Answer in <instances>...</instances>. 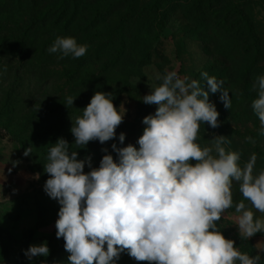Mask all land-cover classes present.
Masks as SVG:
<instances>
[{
  "label": "rangeland",
  "instance_id": "1",
  "mask_svg": "<svg viewBox=\"0 0 264 264\" xmlns=\"http://www.w3.org/2000/svg\"><path fill=\"white\" fill-rule=\"evenodd\" d=\"M137 1L139 12L151 0ZM126 2L70 0L64 3L67 17L74 16L76 20V26L71 25L65 33L61 29V26L65 29L63 24H52L57 16L35 20L25 11L27 3H23V12L16 15L0 7V264H69L70 254L64 245L57 248L55 222L61 205L44 191V184L50 178L44 171L49 149L59 138H64L70 150L78 151V159L90 156L92 167H99L105 155L103 148L108 149L114 160L118 159L111 149L113 143L118 147L132 144L138 148L137 140L145 127L143 118L154 114L157 108L143 103L142 97L162 83L157 77H163L166 71H176L181 78L187 76L202 85V72L225 82L232 106L224 107L220 92L209 93L210 102L219 112L220 126L213 129L201 123L196 143L202 148L212 147L213 136H226L231 143L224 147L226 151L240 152L241 167L255 153L253 174L264 171V135L251 107L258 97L256 91L248 92L242 83L238 71L240 58L225 65L217 47H207V38L194 30L177 4H169L159 11L162 29L158 37L150 27L151 19H155L151 13L142 15L137 24L132 22L129 47L124 56L115 61V54L108 46L91 44L87 53L78 59L71 55L58 59L59 53L48 52L57 37H74L78 44H87L86 36L114 27L119 16L128 9L124 6ZM243 2L247 3L245 13L264 29V0H225V5ZM51 3L58 2L49 0L46 5ZM261 74L264 75V60ZM97 91L113 93L114 105L118 109L123 105L126 113L116 129V139L104 144L90 141L80 149L74 144L70 129ZM68 96L75 98L73 106L64 105ZM121 132L125 133L122 145L118 141ZM29 146L32 153L26 157L24 150ZM90 170L86 165L84 171ZM37 174L39 179H36ZM231 191L233 207L222 214L217 227L226 239L235 242L234 246L241 253L260 254V264H264V251L259 250L264 248V233L241 238L235 205L243 200L254 212V218L264 219V213L244 200L238 182L233 181ZM43 242H47L49 255L29 260L25 255L29 246ZM56 248L57 252L51 253ZM116 264L148 262L136 261L122 253Z\"/></svg>",
  "mask_w": 264,
  "mask_h": 264
},
{
  "label": "clouds",
  "instance_id": "2",
  "mask_svg": "<svg viewBox=\"0 0 264 264\" xmlns=\"http://www.w3.org/2000/svg\"><path fill=\"white\" fill-rule=\"evenodd\" d=\"M88 48L74 37H57L48 52L59 53L58 59H78ZM157 79L162 83L142 97L143 103L157 108L143 118L138 148L113 143L118 159L103 148L99 167H92L90 156L78 159V151L70 150L64 138L49 149L44 171L50 178L44 191L61 205L56 237L65 242L69 264H116L122 253L148 264H260V254L241 253L216 223L233 207V181L244 200L264 213V171L253 174L256 154L241 167L240 152L224 147L231 143L226 136H213L212 147L196 143L201 123L220 126L209 93L220 92L224 107L232 106L225 82L207 72L201 73L203 85L176 71ZM252 88L258 98L251 107L264 135V75ZM74 100L68 96L64 105L73 106ZM125 113L123 105H114L113 93L97 91L70 129L74 144L82 149L90 141L104 144L116 139ZM118 141L124 143L125 133ZM31 153V146L24 150L26 157ZM235 211L241 238L264 233V219L254 218L243 200ZM49 252L43 242L30 245L25 255L31 260Z\"/></svg>",
  "mask_w": 264,
  "mask_h": 264
},
{
  "label": "trees",
  "instance_id": "3",
  "mask_svg": "<svg viewBox=\"0 0 264 264\" xmlns=\"http://www.w3.org/2000/svg\"><path fill=\"white\" fill-rule=\"evenodd\" d=\"M48 1L0 0V7H5V10L8 9L16 15L23 12V3H27L28 6L25 11L32 14L35 20L40 21L47 16H57L52 24H63L65 28L63 29L61 26L63 33L68 32L71 25L76 26L75 17H67L68 10L64 7V3L70 0H53L58 3L46 5ZM126 1L124 6H128V9L119 16L114 27L86 36L84 40L88 45L111 47L115 54L114 61L122 58L129 47L128 42L132 40L128 39L132 22L137 24V20H142L141 18L145 13H149V15L151 13L155 19H151L150 27L155 37H158L162 29V17L159 11L169 4H177L183 10L184 17L191 23L194 30L207 38V47H217L218 54L223 57L225 65H231L235 59L240 58L238 71L242 83L247 86L248 92H254L252 85L256 78L262 75L264 29L258 22L254 21L253 17L251 18L245 13L246 2L235 5L229 4V7H226L225 0H151L137 12L138 1ZM244 94H246V89H244ZM192 163L194 164L195 161ZM53 235L49 237L51 238ZM57 240V248L58 246L62 247L65 242L60 238ZM57 248L51 253L57 252ZM50 259L53 260L54 257L51 256Z\"/></svg>",
  "mask_w": 264,
  "mask_h": 264
}]
</instances>
